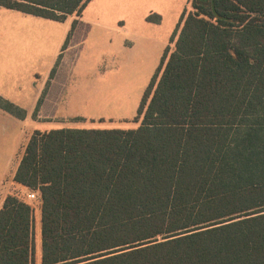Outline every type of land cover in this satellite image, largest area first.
Masks as SVG:
<instances>
[{"label":"trees","instance_id":"obj_1","mask_svg":"<svg viewBox=\"0 0 264 264\" xmlns=\"http://www.w3.org/2000/svg\"><path fill=\"white\" fill-rule=\"evenodd\" d=\"M88 1L0 8L62 22ZM169 44L136 128L28 138L12 181L40 197L39 264H264V0H190ZM32 255V207L7 195L0 264Z\"/></svg>","mask_w":264,"mask_h":264},{"label":"rangeland","instance_id":"obj_2","mask_svg":"<svg viewBox=\"0 0 264 264\" xmlns=\"http://www.w3.org/2000/svg\"><path fill=\"white\" fill-rule=\"evenodd\" d=\"M189 10L190 0H89L79 16L72 14L53 24L0 9V64L4 69L0 93L28 95L39 86L42 91L46 88L35 107L19 119L22 142L14 162L34 130L136 128L133 119L142 94L179 19ZM74 20L77 23L71 33ZM44 22L52 23L53 28ZM59 54V65L49 81ZM16 139L14 130L13 144ZM29 203L32 264H39V204Z\"/></svg>","mask_w":264,"mask_h":264},{"label":"crops","instance_id":"obj_3","mask_svg":"<svg viewBox=\"0 0 264 264\" xmlns=\"http://www.w3.org/2000/svg\"><path fill=\"white\" fill-rule=\"evenodd\" d=\"M10 11H12V10H10ZM25 15H27V14H25ZM29 16H31V15H29ZM38 18H40V17H38ZM41 19L52 22L53 24H54V22H57V21H52V20H48V19H44V18H41ZM67 19L68 18L66 17V19L64 21H66ZM44 23L46 24L47 28H49V29L53 28L52 23H46V22H44ZM59 39H60V35H59ZM53 56L54 55H51V59L53 58ZM1 66H2V64H0V75L2 73H4L3 72L4 69H3V67L1 68ZM4 66H6V65H4ZM41 88H42L41 86L37 87L32 93H28V95L20 93V95H15V96L11 95V96H9L11 98H9L8 96L0 93V97H4L10 103L15 104L20 109L24 110L25 113H29L30 109L35 107L38 96L40 95V92L42 91ZM0 115H1V117H0V207H1L5 197L11 193L10 192L11 190H14V189H22L23 190V188H20L17 184H15L12 181L15 169H16L17 164H18V160L21 156L20 155L18 157L17 162H14L15 153L17 152V149L22 142V135H21V132H22L21 121L22 120L14 118L13 116L2 111L1 109H0ZM11 130H12L13 134L11 133ZM14 130L17 133V139H16L15 144H13ZM9 131H10V133H9ZM8 137L10 140H8Z\"/></svg>","mask_w":264,"mask_h":264},{"label":"built area","instance_id":"obj_4","mask_svg":"<svg viewBox=\"0 0 264 264\" xmlns=\"http://www.w3.org/2000/svg\"><path fill=\"white\" fill-rule=\"evenodd\" d=\"M12 195L17 196L19 198H23L28 202H34L36 204H39L40 201L38 192L33 190L14 189Z\"/></svg>","mask_w":264,"mask_h":264}]
</instances>
